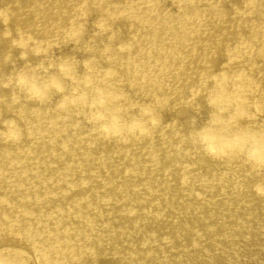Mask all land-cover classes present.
<instances>
[{
  "label": "bare ground",
  "instance_id": "obj_1",
  "mask_svg": "<svg viewBox=\"0 0 264 264\" xmlns=\"http://www.w3.org/2000/svg\"><path fill=\"white\" fill-rule=\"evenodd\" d=\"M243 131L264 0H0V264H264V169L222 151Z\"/></svg>",
  "mask_w": 264,
  "mask_h": 264
},
{
  "label": "clouds",
  "instance_id": "obj_2",
  "mask_svg": "<svg viewBox=\"0 0 264 264\" xmlns=\"http://www.w3.org/2000/svg\"><path fill=\"white\" fill-rule=\"evenodd\" d=\"M19 83L21 86H24V79L21 78ZM31 91L33 95L37 96V98H41L34 89ZM95 118L99 120L105 119L102 115ZM217 123V121H213L209 127L202 129L195 137L196 142L199 143L210 155L221 154V149L217 146ZM126 127L129 133L147 131L142 121L129 122ZM123 130L124 128L122 127L118 115H113L107 126L102 129L106 134L115 136L121 135ZM222 151L240 152L254 168L264 169V133H256L252 131L240 132L231 136L224 143Z\"/></svg>",
  "mask_w": 264,
  "mask_h": 264
}]
</instances>
